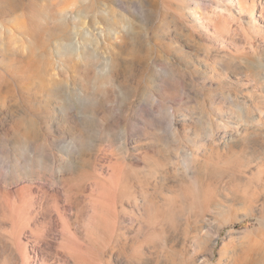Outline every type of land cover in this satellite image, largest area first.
<instances>
[{
	"label": "rangeland",
	"instance_id": "rangeland-1",
	"mask_svg": "<svg viewBox=\"0 0 264 264\" xmlns=\"http://www.w3.org/2000/svg\"><path fill=\"white\" fill-rule=\"evenodd\" d=\"M219 1L0 0V264H264V0Z\"/></svg>",
	"mask_w": 264,
	"mask_h": 264
},
{
	"label": "bare ground",
	"instance_id": "bare-ground-1",
	"mask_svg": "<svg viewBox=\"0 0 264 264\" xmlns=\"http://www.w3.org/2000/svg\"><path fill=\"white\" fill-rule=\"evenodd\" d=\"M221 1H223V0H220L219 2L216 3L217 9L218 8H220V9L222 8V10L219 11L220 13L223 12V9H224V7H222V4L220 3ZM227 1H231L233 3L234 2L238 3L241 6V8H243L244 10H246L248 12V14L252 16V13H253L254 7H255V4L253 2H248V0H227ZM35 261H36V259L33 260V263L32 264H35L36 263Z\"/></svg>",
	"mask_w": 264,
	"mask_h": 264
}]
</instances>
